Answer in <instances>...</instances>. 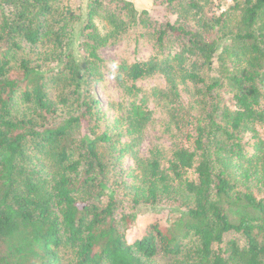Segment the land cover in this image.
Returning <instances> with one entry per match:
<instances>
[{
    "label": "trees",
    "instance_id": "obj_1",
    "mask_svg": "<svg viewBox=\"0 0 264 264\" xmlns=\"http://www.w3.org/2000/svg\"><path fill=\"white\" fill-rule=\"evenodd\" d=\"M153 1L0 0V264H264V0ZM128 37L154 56L108 121L98 52ZM155 76L178 141L141 157Z\"/></svg>",
    "mask_w": 264,
    "mask_h": 264
},
{
    "label": "rangeland",
    "instance_id": "obj_2",
    "mask_svg": "<svg viewBox=\"0 0 264 264\" xmlns=\"http://www.w3.org/2000/svg\"><path fill=\"white\" fill-rule=\"evenodd\" d=\"M128 1H131L137 9L146 10L155 20L161 21L165 18L164 9L155 5L153 0ZM214 1L218 4V12L221 9H226L232 3V0ZM98 54L101 59L99 64L101 80L94 85V99L104 118L109 121L114 117L120 116L126 105L125 100L121 98V92L118 91L114 83L115 67L120 64L128 65L134 62L146 61L154 56V52L146 44L144 45V42L136 43L132 38L128 37L120 42L100 48ZM137 86L144 90L142 92L146 97L144 105L151 112V120L134 150L141 157H146L148 152L154 149H158L165 154L173 148L178 139L173 135L162 104L150 95L154 87H164L163 79L155 76L151 79L137 82ZM179 90L182 92L180 102L186 104L188 99L187 90L184 86H180ZM116 162L118 163V170L123 172L134 166V160L130 157V154H122ZM154 214L148 212L144 217H141L137 223V229L139 230L134 231L132 235H137L140 229L147 223L152 222L155 217ZM132 235L129 237L130 240Z\"/></svg>",
    "mask_w": 264,
    "mask_h": 264
}]
</instances>
